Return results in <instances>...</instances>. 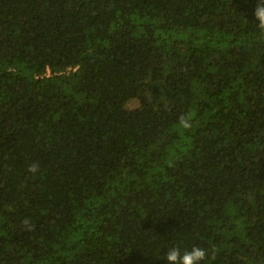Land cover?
Instances as JSON below:
<instances>
[{
	"label": "trees",
	"instance_id": "16d2710c",
	"mask_svg": "<svg viewBox=\"0 0 264 264\" xmlns=\"http://www.w3.org/2000/svg\"><path fill=\"white\" fill-rule=\"evenodd\" d=\"M256 4L0 0V264H264Z\"/></svg>",
	"mask_w": 264,
	"mask_h": 264
},
{
	"label": "clouds",
	"instance_id": "9594fccd",
	"mask_svg": "<svg viewBox=\"0 0 264 264\" xmlns=\"http://www.w3.org/2000/svg\"><path fill=\"white\" fill-rule=\"evenodd\" d=\"M254 30L258 34H264V0H257L256 7L253 9ZM180 125L185 128H191V117L184 115L179 118ZM38 165L32 164L28 171L36 173ZM212 255V252L198 244L191 246L188 249H183L180 246H172L167 249L165 255L166 264H205V261Z\"/></svg>",
	"mask_w": 264,
	"mask_h": 264
},
{
	"label": "rangeland",
	"instance_id": "374dc122",
	"mask_svg": "<svg viewBox=\"0 0 264 264\" xmlns=\"http://www.w3.org/2000/svg\"><path fill=\"white\" fill-rule=\"evenodd\" d=\"M135 107H137V101L136 100H132V101L128 102L124 108V111L122 112V115H124L126 113V111L132 110Z\"/></svg>",
	"mask_w": 264,
	"mask_h": 264
}]
</instances>
